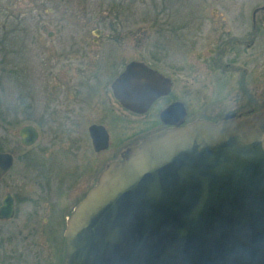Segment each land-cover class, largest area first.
<instances>
[{"label": "water", "instance_id": "water-1", "mask_svg": "<svg viewBox=\"0 0 264 264\" xmlns=\"http://www.w3.org/2000/svg\"><path fill=\"white\" fill-rule=\"evenodd\" d=\"M168 88L169 79L140 61L111 83L136 112ZM178 105L182 123L181 102L161 119L174 122ZM89 134L95 150L107 147L103 126H89ZM65 235V264H264V110L145 136L100 172Z\"/></svg>", "mask_w": 264, "mask_h": 264}, {"label": "rangeland", "instance_id": "rangeland-1", "mask_svg": "<svg viewBox=\"0 0 264 264\" xmlns=\"http://www.w3.org/2000/svg\"><path fill=\"white\" fill-rule=\"evenodd\" d=\"M143 1L136 0L134 7H148ZM185 1V8L193 7L192 0ZM237 2L230 7L247 9L249 31L250 11L264 5V0ZM115 3L116 0H0V104L7 105L14 119L19 116L12 129L21 125L20 119H30L31 110L38 114L39 143L45 153L53 149L50 160L53 167L69 171L65 177L71 181L81 175L82 181L71 186L73 205L94 183L98 171L118 150L122 139L126 141V137L143 127L139 124L142 118L120 109L110 94L111 81L132 59L151 62L167 73L176 72L175 84L189 92L180 94L179 98L189 103L193 112L201 110L198 104H217L207 110L220 112L218 116L239 112L249 104L248 109L255 112L264 110V41L260 48L245 49L244 45H236L237 49L226 46L224 50L222 45L209 43L193 50L189 39L192 35L185 31L182 42L168 45L165 53L169 59L162 64L157 59L161 56V47L156 30L150 29L149 23L141 21L140 16L133 22L117 23ZM236 17L225 16L226 28L231 34L240 35L246 30L241 29L244 23H237ZM208 48L215 52L222 48L225 61L238 55L233 62L247 71L242 90L231 88V81L227 80L216 84L206 65L215 53H209ZM194 55H199L198 63ZM170 56H174L173 63ZM239 75L240 72L234 77ZM55 108L60 115L56 119L54 116L55 123H52L47 115H53ZM80 109L86 115L82 124L62 126L57 121L75 120ZM105 121L111 146L96 153L87 127Z\"/></svg>", "mask_w": 264, "mask_h": 264}, {"label": "flooded vegetation", "instance_id": "flooded-vegetation-1", "mask_svg": "<svg viewBox=\"0 0 264 264\" xmlns=\"http://www.w3.org/2000/svg\"><path fill=\"white\" fill-rule=\"evenodd\" d=\"M135 2L136 0H116L115 20L121 24L124 21L133 22L138 20L135 17L140 16L141 21H147L150 29L156 30V36L158 33L161 56L157 57V59L159 58L162 64L165 61L168 62L169 59L165 53L169 47L168 45L182 42L185 31L192 35L189 36V39H191L193 50L198 46H204L209 43L218 44L217 46L222 45L224 50H226V46L237 49L238 46L236 45H244L245 49L251 47L260 48L264 41V5L251 9L250 30L247 31V9L230 7L233 4L237 5V0H192L193 7L191 8L184 7V4H186L185 0H152L150 3H148V0H144L142 4L149 6L143 9H136L134 7ZM227 15L238 16L235 21L237 23L243 22L244 25L241 26V29L246 31L240 35L231 34L230 30L226 28L225 16ZM51 34L52 32H49V35ZM222 48L217 52L208 48L209 53H215L211 60L207 59L206 65L209 68V72L216 80V84H219V81L224 83L223 81L227 80L228 83L231 81V88L242 90L246 84L245 76L247 71L245 67L236 66V63L233 62V58L237 57L238 59V55L230 56L225 61L222 56L225 54ZM234 49L232 50L233 54L236 53ZM154 56L158 55L154 54ZM173 57L170 56L172 63ZM175 58L176 60H181L179 57ZM197 58H199V55L194 58V61L198 63L199 60ZM131 61L143 62L159 72L163 77L169 79L167 92L155 98L144 112H136L124 107L112 93V81L123 71L126 64ZM127 63L122 71L111 81L110 94L113 98V103L120 109L141 117L142 121L139 124L143 127L136 130L133 135L126 137V141L122 139L123 143L110 156L111 159L104 166L102 164L103 167L98 171L99 173L109 162L120 159L128 148L138 144L145 136L162 129L176 125L183 126L196 119H207L216 122L221 120L227 113L240 115L255 112L251 108L248 109L251 106L250 104L246 105L244 110L239 111L240 113L231 111L221 116L217 115L220 112L207 110V107H217V104L214 106L198 104L201 110L193 112L188 107L189 103H185L184 100L179 98L180 94H189V92L183 90L181 85L175 84L174 77L177 75L176 72L168 71L167 73L162 68H157L151 62H145L142 59H132ZM238 72H240L238 78L234 77ZM162 83H164V80H159L156 83V87ZM175 102L183 104L185 110L183 122H178V119H180L179 105L175 107L176 109H174L169 118L174 122H164L160 116L161 112ZM57 110L55 108L53 115H47L52 118V123H55L56 117L60 115ZM23 111L26 112V110ZM10 113L11 110L7 109V105L0 104V264H65L67 247L65 231L67 223L73 208L84 197L89 188H86L73 205L71 186L73 182H75L74 186H76V183L82 181L81 175H76L71 181V178L65 177L69 174V171L66 173L62 167H53L50 161L53 149L45 153L43 151L45 148L41 147L39 143L40 131L38 125L40 120L38 119V114L32 113L31 110L28 114L30 119L28 117L22 121L20 119L19 123L22 122L21 125L12 129V125H16L18 122L17 118L19 116L14 119V116L10 115ZM83 114V109H80L79 115L75 117V120L57 121L62 126L68 124L80 125L84 119L86 121V115L84 114L83 116ZM93 124L101 125L105 128L108 140L107 147L101 150H95L91 140L92 149L96 153L108 150L111 144L106 121L105 123L96 122L89 124L87 127L89 136V126ZM27 126L32 127V132L30 131V135L25 136L22 130ZM55 171L59 172V174L55 175ZM99 173H97L95 181L90 188L96 183ZM8 206H10V209Z\"/></svg>", "mask_w": 264, "mask_h": 264}, {"label": "bare ground", "instance_id": "bare-ground-1", "mask_svg": "<svg viewBox=\"0 0 264 264\" xmlns=\"http://www.w3.org/2000/svg\"><path fill=\"white\" fill-rule=\"evenodd\" d=\"M244 114H246V113H244Z\"/></svg>", "mask_w": 264, "mask_h": 264}]
</instances>
